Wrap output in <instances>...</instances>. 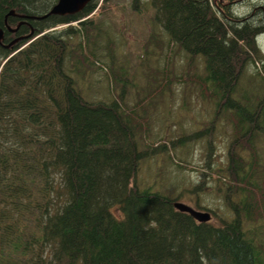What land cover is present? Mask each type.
I'll list each match as a JSON object with an SVG mask.
<instances>
[{
  "label": "trees",
  "instance_id": "obj_1",
  "mask_svg": "<svg viewBox=\"0 0 264 264\" xmlns=\"http://www.w3.org/2000/svg\"><path fill=\"white\" fill-rule=\"evenodd\" d=\"M55 1L0 0V264H264V81L238 84L246 64L264 71L255 41L264 13L238 16L210 0H149L151 26L182 60L172 58L171 77L160 68L165 82L144 89L152 97L175 78L186 81L195 100L212 105V121L232 126L225 162L212 164L209 146L201 165L223 206L217 212L196 201L216 217L211 222L137 181L145 149L136 133L148 115L121 100L129 85L115 73L126 71L108 29L90 21L96 0L72 13L22 17L7 31L16 13L41 15ZM155 27L142 55L146 45L148 55L162 46ZM91 67L107 83L108 95L95 100L78 86L90 81Z\"/></svg>",
  "mask_w": 264,
  "mask_h": 264
},
{
  "label": "rangeland",
  "instance_id": "obj_2",
  "mask_svg": "<svg viewBox=\"0 0 264 264\" xmlns=\"http://www.w3.org/2000/svg\"><path fill=\"white\" fill-rule=\"evenodd\" d=\"M219 1L210 0V4L212 7L221 4L223 11H232L238 16L245 15L246 11H251L250 15L264 13V0ZM152 11L149 0H96L94 8L89 13L93 16L90 21L95 24L100 22L104 28L108 29L109 33L106 34H110L114 39L111 46L122 58L121 62L124 64L126 73L116 72L115 77L120 83L129 87L122 90L121 100L128 107L134 106L137 110L141 108L142 112L148 115V123L140 126L136 133V138L139 140L138 148L145 149L136 172V179L141 186L146 185L162 194L178 197L175 200L195 208L203 209L197 207L198 200L201 207H214L219 212L220 208H223L220 196L213 188L214 185L207 173L209 170L201 165L203 158L208 156L209 146L212 148L209 155L211 163L222 165L225 162L226 134L231 132L232 126L222 118L212 121L210 118L212 105L200 104L199 100H195L186 81H177L178 78H175L170 83L169 91L163 90L162 93H156L152 97L150 94L153 91L146 92L147 90L144 89L148 88L146 85L151 84L149 88H152L156 82L162 84L166 77H171L174 67L172 58L175 64L182 60L180 56H174L171 50L166 48L165 37L158 33L160 29L151 26ZM89 14L80 19L84 21ZM80 19L59 23L48 30L76 27ZM151 27H155V36L156 32L161 36L162 46L156 50V54H150L152 45H146L147 51L145 50L142 55V43L147 38ZM98 29L103 30L100 25ZM100 39L103 40L102 36ZM255 41L264 53V30L256 35ZM100 50L104 52V49ZM198 59L197 61L203 64V61ZM112 60L117 61L115 57ZM91 68L93 70L87 72V79L90 81H81L78 86L84 98L95 100L98 97H104L105 94L108 95L107 83L104 78L100 79L102 72L99 69ZM160 68L167 71L166 75L164 74L165 78H162ZM253 68L251 65H245L238 82L240 89L243 86L256 87L258 83L264 81V71L258 67ZM152 74L155 75L154 79ZM148 79L150 83H147ZM116 93L117 86H114L111 94L118 99ZM138 98H141L142 104L135 103ZM210 127H216V129L210 130ZM208 138L212 140V145L208 144ZM260 144L264 149L262 141ZM260 155L263 157L262 152ZM178 162L184 167H179ZM197 183H200L201 187ZM208 211L210 213L209 209ZM210 221L217 222V219L212 216Z\"/></svg>",
  "mask_w": 264,
  "mask_h": 264
},
{
  "label": "water",
  "instance_id": "obj_3",
  "mask_svg": "<svg viewBox=\"0 0 264 264\" xmlns=\"http://www.w3.org/2000/svg\"><path fill=\"white\" fill-rule=\"evenodd\" d=\"M88 0H56L47 11L43 12L41 15H27V14H21V13H16V16H21V17H43L49 13H59V14H63V13H72L78 9H80ZM8 13H13L12 10H9ZM20 22H24V20H19L13 27L6 25V27L13 31L17 28V26L19 25ZM2 29L0 28V35H1ZM31 34V31H29L26 34L20 35L18 37H15L16 39L18 38H27L29 35ZM14 39V40H16ZM13 40V41H14ZM11 41V42H13ZM5 46H7L8 44H4ZM172 205L178 209V210H182V211H186L188 212L194 219H196L197 221H206L209 219L210 214L209 211L205 210V209H198V208H194L182 201L179 200H173Z\"/></svg>",
  "mask_w": 264,
  "mask_h": 264
},
{
  "label": "flooded vegetation",
  "instance_id": "obj_4",
  "mask_svg": "<svg viewBox=\"0 0 264 264\" xmlns=\"http://www.w3.org/2000/svg\"><path fill=\"white\" fill-rule=\"evenodd\" d=\"M18 17H20V18H18L17 20H16V23L19 21V20H24L21 16H18ZM15 23V24H16ZM21 23V22H20ZM19 23V24H20ZM13 27V26H12ZM6 29H7V31H11V30H9L7 27H6ZM20 36V35H19ZM15 37H18V36H14V37H11V39H10V41H8V43L7 44H11V43H13L14 41H16L17 39L15 38ZM0 39H2V32H1V35H0ZM14 39H16V40H14ZM14 40V41H13ZM11 41H13V42H11Z\"/></svg>",
  "mask_w": 264,
  "mask_h": 264
}]
</instances>
